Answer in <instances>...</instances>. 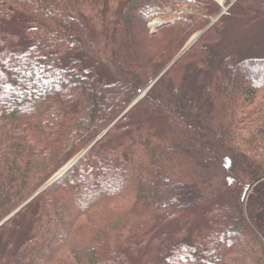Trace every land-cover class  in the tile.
<instances>
[{"label": "trees", "instance_id": "obj_1", "mask_svg": "<svg viewBox=\"0 0 264 264\" xmlns=\"http://www.w3.org/2000/svg\"><path fill=\"white\" fill-rule=\"evenodd\" d=\"M185 5L199 12L150 33ZM221 11L0 0V223L19 209L0 225V264H264V38L227 44L241 22L260 32L264 0L212 23ZM198 207L195 227L157 230L162 210Z\"/></svg>", "mask_w": 264, "mask_h": 264}, {"label": "rangeland", "instance_id": "obj_2", "mask_svg": "<svg viewBox=\"0 0 264 264\" xmlns=\"http://www.w3.org/2000/svg\"><path fill=\"white\" fill-rule=\"evenodd\" d=\"M217 2H218V4H222L221 5L222 9H223V7L227 6V4H226L227 0H217ZM188 10H189V8H188ZM170 14L171 13L169 12L167 14V17L170 18L171 17ZM217 18L218 17L212 18L211 19L212 23L216 22ZM240 24H243V22L239 23V25H237V26L230 28L231 33L228 34V36H227V42H228L227 44H230L236 40V42H238L239 45L240 44L246 45L247 48H252L253 46H255V47L261 46L262 42H260V41L256 42V41H254V39H263L264 38V21L259 26L260 29L258 31H260V32H257V30L253 31V29L248 28V26L243 27ZM148 29H149L151 34H154V31H152V27L150 25H148ZM256 54H258V52H256ZM183 163H184V168L187 169L194 177L199 178L204 174L202 172V170L199 167H197L191 160H185ZM202 209H203V207H201V208L198 207L195 210V212L190 211V212H187L186 214L174 213V212L167 210V209L162 210L161 211V219H160V223L157 226V228H158L157 230L161 231L162 228L168 224H170V226H174V225L178 224L180 221H182L185 224H189V225L195 227L197 222L199 223V221H200L199 219L202 215V213H201ZM151 236L153 238L154 233H151L150 236H146L145 238H141L140 243H141L142 247H145L148 244Z\"/></svg>", "mask_w": 264, "mask_h": 264}, {"label": "water", "instance_id": "obj_3", "mask_svg": "<svg viewBox=\"0 0 264 264\" xmlns=\"http://www.w3.org/2000/svg\"><path fill=\"white\" fill-rule=\"evenodd\" d=\"M234 1L235 0H233L232 2H231V4L232 3H234ZM202 33H200V34H198L197 36H196V38H195V40L193 41V42H191L190 43V45L186 48V49H188V48H190L196 41H197V39L200 37V35H201ZM143 95V93L140 95V97ZM139 97V98H140ZM83 155H81V157H82ZM78 160H79V158H76L74 161H72L70 164H68V165H66L61 171H59L53 178H52V180L49 182V183H47L46 185H45V187H43L42 189H41V191L42 190H44V189H46V188H48L49 186H51V185H53L57 180H59L60 178H62L64 175H66L67 174V172L78 162ZM258 183V182H257ZM257 183H255L252 187H254V186H256V184ZM252 189V188H251ZM250 189V190H251ZM40 191V192H41Z\"/></svg>", "mask_w": 264, "mask_h": 264}, {"label": "built area", "instance_id": "obj_4", "mask_svg": "<svg viewBox=\"0 0 264 264\" xmlns=\"http://www.w3.org/2000/svg\"><path fill=\"white\" fill-rule=\"evenodd\" d=\"M183 11L180 12H174L173 16H178L180 13H182ZM166 22L165 18H155L153 20H151V22L148 24L152 27V31H156L158 27H160L161 25H163Z\"/></svg>", "mask_w": 264, "mask_h": 264}, {"label": "bare ground", "instance_id": "obj_5", "mask_svg": "<svg viewBox=\"0 0 264 264\" xmlns=\"http://www.w3.org/2000/svg\"><path fill=\"white\" fill-rule=\"evenodd\" d=\"M195 38H193V40H194ZM193 40L191 41V42H193Z\"/></svg>", "mask_w": 264, "mask_h": 264}]
</instances>
